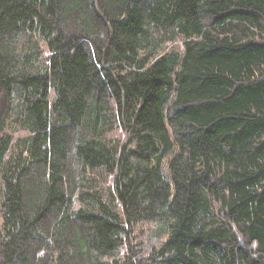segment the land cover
Instances as JSON below:
<instances>
[{"label": "trees", "instance_id": "obj_1", "mask_svg": "<svg viewBox=\"0 0 264 264\" xmlns=\"http://www.w3.org/2000/svg\"><path fill=\"white\" fill-rule=\"evenodd\" d=\"M0 264H264V0H0Z\"/></svg>", "mask_w": 264, "mask_h": 264}]
</instances>
